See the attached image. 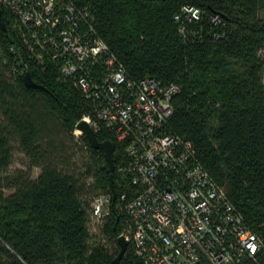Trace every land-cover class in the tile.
I'll return each instance as SVG.
<instances>
[{
  "label": "trees",
  "instance_id": "16d2710c",
  "mask_svg": "<svg viewBox=\"0 0 264 264\" xmlns=\"http://www.w3.org/2000/svg\"><path fill=\"white\" fill-rule=\"evenodd\" d=\"M71 1L130 76L178 85L167 128L193 143L197 161L264 238V0ZM186 4L202 10L200 20L174 19ZM1 8L0 264H114L127 218L116 207L115 170L106 242L93 241L88 226L93 197L112 195L102 151L75 134L91 104L55 65L33 59ZM24 63L40 87L25 86ZM95 133L113 142L116 167L123 145L104 128ZM15 145L29 167L8 173ZM119 264H142L130 242ZM241 264H264V248Z\"/></svg>",
  "mask_w": 264,
  "mask_h": 264
},
{
  "label": "built area",
  "instance_id": "2783aa9c",
  "mask_svg": "<svg viewBox=\"0 0 264 264\" xmlns=\"http://www.w3.org/2000/svg\"><path fill=\"white\" fill-rule=\"evenodd\" d=\"M0 6L33 59L55 65L58 77L89 101L92 113L82 119L123 145L125 157L114 168L118 203L130 223L123 235L142 264H241L264 248V238L197 161L193 143L167 128L178 85L130 76L71 0H0ZM202 13L186 4L174 19L195 22ZM210 19L221 21L219 14ZM111 204L110 193L95 195L91 218L104 220Z\"/></svg>",
  "mask_w": 264,
  "mask_h": 264
},
{
  "label": "water",
  "instance_id": "95a60500",
  "mask_svg": "<svg viewBox=\"0 0 264 264\" xmlns=\"http://www.w3.org/2000/svg\"><path fill=\"white\" fill-rule=\"evenodd\" d=\"M0 22L2 26L6 29V25L4 21L2 20V8L0 6ZM23 81L26 87H40L31 77V74L29 71H25L23 74ZM75 128L83 134L86 139L88 140L90 146L94 149L101 150L104 156V159L107 164V173H108V178L110 180V186L112 190V203L115 200V190L113 187V171L115 168V164L113 161V152H114V144L111 140L105 139V140H98L96 133L92 126L90 125L89 122H87L85 119L79 120ZM117 242L119 245V252L117 256L113 259L114 264H119L122 256L126 253L127 247H128V242L123 234H120L117 237Z\"/></svg>",
  "mask_w": 264,
  "mask_h": 264
},
{
  "label": "rangeland",
  "instance_id": "374dc122",
  "mask_svg": "<svg viewBox=\"0 0 264 264\" xmlns=\"http://www.w3.org/2000/svg\"><path fill=\"white\" fill-rule=\"evenodd\" d=\"M10 26L14 31H16L18 33L17 26L14 24L13 21L11 22ZM18 35H19V33H18ZM263 83H264V75H263ZM98 130H100V129H98ZM80 133L81 132L79 130H77V129L75 130L76 135H79ZM81 152H82V155L86 156V152L84 149H82ZM124 157H125L124 152H122V157L118 160V163H120ZM28 167H29V161H28L27 156H25V154L17 147V145H15V147L13 149L12 162L9 165L7 172L13 173L17 169H20V168L21 169H28ZM39 172H40L39 168H37V167L31 168L32 177H36L39 174ZM116 207L119 211L126 214L122 204L117 203ZM125 220L126 221L122 225V230H121L120 234L129 232L130 223H129L128 218H125ZM102 225H103V219L102 220H93L91 218V215H90L88 226H89L90 232L92 234L93 241L106 242V239L103 237V235L101 233V226Z\"/></svg>",
  "mask_w": 264,
  "mask_h": 264
},
{
  "label": "clouds",
  "instance_id": "9594fccd",
  "mask_svg": "<svg viewBox=\"0 0 264 264\" xmlns=\"http://www.w3.org/2000/svg\"><path fill=\"white\" fill-rule=\"evenodd\" d=\"M254 250H253V252L255 251V248H253Z\"/></svg>",
  "mask_w": 264,
  "mask_h": 264
},
{
  "label": "snow or ice",
  "instance_id": "6c2138e0",
  "mask_svg": "<svg viewBox=\"0 0 264 264\" xmlns=\"http://www.w3.org/2000/svg\"><path fill=\"white\" fill-rule=\"evenodd\" d=\"M254 250V249H253Z\"/></svg>",
  "mask_w": 264,
  "mask_h": 264
}]
</instances>
